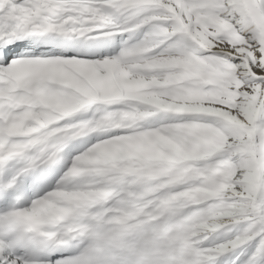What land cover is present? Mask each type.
<instances>
[{
    "label": "snow or ice",
    "instance_id": "6c2138e0",
    "mask_svg": "<svg viewBox=\"0 0 264 264\" xmlns=\"http://www.w3.org/2000/svg\"><path fill=\"white\" fill-rule=\"evenodd\" d=\"M0 264H264V0H0Z\"/></svg>",
    "mask_w": 264,
    "mask_h": 264
}]
</instances>
